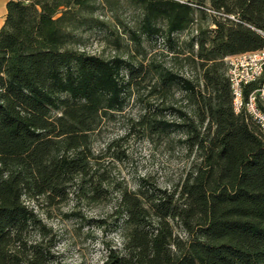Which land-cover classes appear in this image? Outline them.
Wrapping results in <instances>:
<instances>
[{
    "label": "trees",
    "instance_id": "obj_1",
    "mask_svg": "<svg viewBox=\"0 0 264 264\" xmlns=\"http://www.w3.org/2000/svg\"><path fill=\"white\" fill-rule=\"evenodd\" d=\"M115 2L7 3L0 29V264H48V252L26 243L27 232L42 227L25 198H62L75 180L85 195L101 189L88 171L91 135L122 110L126 88L146 71L142 63L70 45L79 31L104 26L92 16L98 4ZM127 3L138 17L128 40L139 49L144 39L161 37L178 56L177 36L197 26L183 59L199 72L196 80L149 67L157 86H176L195 116L177 110L179 123H155L162 132L180 130L201 162L178 193L144 183L122 192L116 210L123 249L110 250L104 264H264V139L245 113L234 114L224 60L264 48V0Z\"/></svg>",
    "mask_w": 264,
    "mask_h": 264
},
{
    "label": "rangeland",
    "instance_id": "obj_2",
    "mask_svg": "<svg viewBox=\"0 0 264 264\" xmlns=\"http://www.w3.org/2000/svg\"><path fill=\"white\" fill-rule=\"evenodd\" d=\"M113 4V8L98 4L92 16L104 26L79 31L78 40L70 47L103 58L119 56L134 67L142 63L146 72L126 88L122 110L104 119L91 135L88 171L94 181L98 180L100 191L85 195L75 180L62 198L24 199L42 227L31 228L25 235L26 243L48 252V264H104L110 250L123 249L117 226L121 221L116 210L122 192H136L144 183L150 188L178 193L201 162L200 153L184 143L186 137L180 130L162 132L155 123L159 120L179 123L177 110L194 121L195 116L192 105L176 86L170 89L157 86L149 67L161 65L179 76L196 80L199 72L183 59L197 26L177 36L183 51L178 56L168 51L161 37L144 39L139 49L128 40L127 34L128 29L135 28L137 12L127 0ZM116 30L120 37L118 46L113 45L114 37L109 36L110 31ZM121 74L123 81L129 80L126 69ZM174 233L184 236L176 222Z\"/></svg>",
    "mask_w": 264,
    "mask_h": 264
},
{
    "label": "built area",
    "instance_id": "obj_3",
    "mask_svg": "<svg viewBox=\"0 0 264 264\" xmlns=\"http://www.w3.org/2000/svg\"><path fill=\"white\" fill-rule=\"evenodd\" d=\"M16 1L27 4L32 0ZM224 60L234 114L245 113L257 125L264 139V48Z\"/></svg>",
    "mask_w": 264,
    "mask_h": 264
},
{
    "label": "crops",
    "instance_id": "obj_4",
    "mask_svg": "<svg viewBox=\"0 0 264 264\" xmlns=\"http://www.w3.org/2000/svg\"><path fill=\"white\" fill-rule=\"evenodd\" d=\"M10 1H15V0H0V29L4 24L5 18H6V6L7 3Z\"/></svg>",
    "mask_w": 264,
    "mask_h": 264
}]
</instances>
